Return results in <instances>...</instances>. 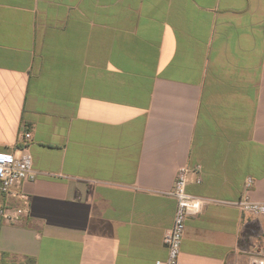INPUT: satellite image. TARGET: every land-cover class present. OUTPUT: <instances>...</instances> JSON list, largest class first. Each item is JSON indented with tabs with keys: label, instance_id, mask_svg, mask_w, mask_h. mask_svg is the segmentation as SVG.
Here are the masks:
<instances>
[{
	"label": "crops",
	"instance_id": "obj_1",
	"mask_svg": "<svg viewBox=\"0 0 264 264\" xmlns=\"http://www.w3.org/2000/svg\"><path fill=\"white\" fill-rule=\"evenodd\" d=\"M25 149L0 264L165 259L182 166L212 201L179 264H248L264 217L234 203L247 177L264 202V0H0V151Z\"/></svg>",
	"mask_w": 264,
	"mask_h": 264
},
{
	"label": "built area",
	"instance_id": "obj_2",
	"mask_svg": "<svg viewBox=\"0 0 264 264\" xmlns=\"http://www.w3.org/2000/svg\"><path fill=\"white\" fill-rule=\"evenodd\" d=\"M30 134L24 132L23 138L28 139ZM36 172L33 170L31 154L25 149L21 154L15 155L10 151H0V193L7 196L24 195L17 193L16 189L26 180L34 179ZM188 182V168L182 166L178 169L174 184L168 194L176 201V210L172 226L165 231L163 243L167 249V256L163 260H157L155 264H179L181 243L184 236L186 219L189 216L198 215L211 199L195 196L186 191ZM199 182V179H197ZM254 179L247 177L244 181L240 198L234 203L241 211L250 212L264 217V202L253 201L250 198V190L254 185ZM27 212L26 207H17L9 204L0 206V219L7 222H18ZM248 264H264V251H256L249 254Z\"/></svg>",
	"mask_w": 264,
	"mask_h": 264
}]
</instances>
